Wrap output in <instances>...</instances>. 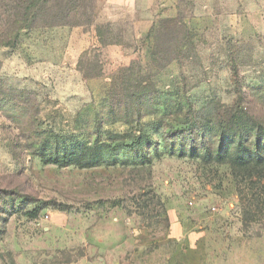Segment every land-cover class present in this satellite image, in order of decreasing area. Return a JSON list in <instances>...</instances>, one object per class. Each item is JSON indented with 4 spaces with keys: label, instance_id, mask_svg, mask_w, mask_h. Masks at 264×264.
<instances>
[{
    "label": "rangeland",
    "instance_id": "1",
    "mask_svg": "<svg viewBox=\"0 0 264 264\" xmlns=\"http://www.w3.org/2000/svg\"><path fill=\"white\" fill-rule=\"evenodd\" d=\"M84 1L0 47V264H264V0Z\"/></svg>",
    "mask_w": 264,
    "mask_h": 264
},
{
    "label": "trees",
    "instance_id": "2",
    "mask_svg": "<svg viewBox=\"0 0 264 264\" xmlns=\"http://www.w3.org/2000/svg\"><path fill=\"white\" fill-rule=\"evenodd\" d=\"M87 8L84 0H0V47L16 50L19 46L21 35L24 31H31L37 28H58V27H83L89 26L90 22H78L76 17L72 15L78 13L81 9ZM102 38V34H98V39ZM82 59V58H81ZM153 77V76H152ZM151 77V79H152ZM90 80L92 78L86 77ZM94 79V78H93ZM251 152L245 156L243 151L239 152V163L235 164L230 160L232 154H228L229 149H225L226 155L222 156L224 152L222 146L219 148L221 156L220 161H228L232 164L236 172L243 171L252 180L255 185H258V192L252 196H262L259 202L264 206V130L260 135L257 129L251 127ZM200 143L203 145L205 152L209 150L208 143L205 140L203 130H200ZM247 139V137H245ZM134 144V143H133ZM195 144L194 142L192 143ZM229 159V160H227ZM232 159V158H231ZM146 160L142 162L144 165ZM254 177H252V175ZM240 194H244L239 191ZM243 199L246 201V197ZM244 203V202H243ZM256 214L251 205V211H245V223L257 221L258 214L264 213V208L257 207ZM251 218V219H250Z\"/></svg>",
    "mask_w": 264,
    "mask_h": 264
},
{
    "label": "crops",
    "instance_id": "3",
    "mask_svg": "<svg viewBox=\"0 0 264 264\" xmlns=\"http://www.w3.org/2000/svg\"><path fill=\"white\" fill-rule=\"evenodd\" d=\"M58 28H65V27H58ZM39 29H41V28H39ZM42 29H44V28H42ZM46 29H57V28H46ZM35 30V29H34ZM31 31H33V30H31ZM31 31H24V33H29V32H31ZM20 44V43H19ZM170 210V209H169ZM169 214L171 215V217H172V224H173V227H175V228H177V227H180V225H181V222H183V220H184V218H181L178 214H177V211H169ZM184 222H185V220H184ZM184 226H185V223H184ZM185 238V237H184ZM105 242L108 244V241L107 240H105ZM105 242H100L99 241V243H101V246H105L106 247V243ZM189 242V241H188ZM188 242L186 241V240H184V241H182V243H181V245L183 246V247H186L187 248V246H188ZM103 244V245H102ZM108 245H110V244H108ZM115 252V251H114ZM110 254V253H109ZM109 256H111V258H112V256L113 255H109ZM89 264H93V262L92 263H89Z\"/></svg>",
    "mask_w": 264,
    "mask_h": 264
},
{
    "label": "built area",
    "instance_id": "4",
    "mask_svg": "<svg viewBox=\"0 0 264 264\" xmlns=\"http://www.w3.org/2000/svg\"><path fill=\"white\" fill-rule=\"evenodd\" d=\"M193 202H190V206H193ZM214 210H216V209H214ZM46 219H49V216H46Z\"/></svg>",
    "mask_w": 264,
    "mask_h": 264
}]
</instances>
